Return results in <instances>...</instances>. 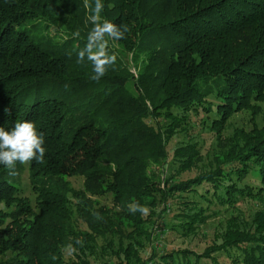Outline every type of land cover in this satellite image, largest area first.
Returning <instances> with one entry per match:
<instances>
[{
  "label": "trees",
  "instance_id": "1",
  "mask_svg": "<svg viewBox=\"0 0 264 264\" xmlns=\"http://www.w3.org/2000/svg\"><path fill=\"white\" fill-rule=\"evenodd\" d=\"M95 3L0 0V127L46 149L35 206L0 165V264H264V0H102L127 31L99 80L77 56Z\"/></svg>",
  "mask_w": 264,
  "mask_h": 264
},
{
  "label": "clouds",
  "instance_id": "2",
  "mask_svg": "<svg viewBox=\"0 0 264 264\" xmlns=\"http://www.w3.org/2000/svg\"><path fill=\"white\" fill-rule=\"evenodd\" d=\"M103 8L102 0H96L94 14L89 18L93 27L88 33L86 46L77 54L79 60L87 58L91 62L93 80L103 77L108 66L117 60L115 53L109 54L108 38L121 39L127 31L123 25L118 26L107 19L101 22ZM44 144L43 133L31 121L16 122L12 128L0 127V165L13 169L18 162H42L46 152Z\"/></svg>",
  "mask_w": 264,
  "mask_h": 264
},
{
  "label": "rangeland",
  "instance_id": "3",
  "mask_svg": "<svg viewBox=\"0 0 264 264\" xmlns=\"http://www.w3.org/2000/svg\"><path fill=\"white\" fill-rule=\"evenodd\" d=\"M264 108V105H263ZM206 115H204L203 113L201 114V116L199 118H196V120L198 119H205ZM250 117L251 114L250 112H242V113H238L236 114L230 121V125L228 127V131L227 134H231L233 132L234 129L236 128H250L252 126V123H250ZM195 121V118H193ZM264 120V112L263 114L259 117L258 122L261 124ZM182 141V138L180 137H176L175 141L170 143V147L174 148L175 145H177L179 142ZM211 145L210 141L204 142L203 143V151L205 152L206 148H208ZM25 168L24 171L21 175V179H20V183H21V187H22V196L25 198H28L32 205L35 206L36 205V195L34 194L33 190H32V186L30 183V178H29V163H25ZM70 182L72 183L73 187L75 189H81L83 187V179L82 178H70L69 179ZM104 203L108 204L109 206H113V202L112 199L109 198L107 200L101 199ZM229 217V215H227L225 212H223L221 215H219L218 217H216L215 219H212V221H210L209 225L206 227L207 230L209 229H214L215 227L218 226V224L220 223H224L225 219ZM158 228V227H157ZM162 227H159V229ZM168 235V234H167ZM169 236V235H168ZM158 242L156 244L160 243V247L159 250H161L164 246L163 242L165 243L164 237H162L161 239L158 237ZM183 241L179 238V239H175L174 243L175 244H181ZM163 244V245H162ZM196 242L193 241V245L190 246V242L185 241L182 245L184 246H190V247H195ZM202 246H203V242L200 241L198 243V247H195L197 250H202ZM200 250V251H201Z\"/></svg>",
  "mask_w": 264,
  "mask_h": 264
},
{
  "label": "built area",
  "instance_id": "4",
  "mask_svg": "<svg viewBox=\"0 0 264 264\" xmlns=\"http://www.w3.org/2000/svg\"><path fill=\"white\" fill-rule=\"evenodd\" d=\"M157 234L162 238L163 235H165V232H164V230H162L161 228H160V229L157 228V230H156V235H157ZM158 245H160V244H158Z\"/></svg>",
  "mask_w": 264,
  "mask_h": 264
}]
</instances>
